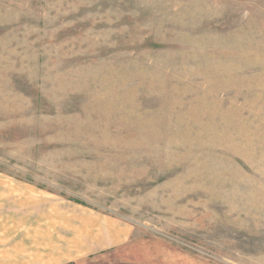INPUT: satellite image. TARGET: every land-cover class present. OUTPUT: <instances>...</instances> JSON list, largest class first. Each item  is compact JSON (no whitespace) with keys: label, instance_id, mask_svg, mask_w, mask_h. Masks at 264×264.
Listing matches in <instances>:
<instances>
[{"label":"rangeland","instance_id":"rangeland-1","mask_svg":"<svg viewBox=\"0 0 264 264\" xmlns=\"http://www.w3.org/2000/svg\"><path fill=\"white\" fill-rule=\"evenodd\" d=\"M0 264H264V0H0Z\"/></svg>","mask_w":264,"mask_h":264}]
</instances>
